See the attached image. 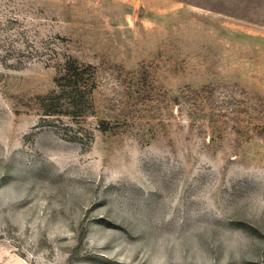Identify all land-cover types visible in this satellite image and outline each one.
I'll list each match as a JSON object with an SVG mask.
<instances>
[{
    "label": "rangeland",
    "instance_id": "1",
    "mask_svg": "<svg viewBox=\"0 0 264 264\" xmlns=\"http://www.w3.org/2000/svg\"><path fill=\"white\" fill-rule=\"evenodd\" d=\"M0 264H264V0H0Z\"/></svg>",
    "mask_w": 264,
    "mask_h": 264
},
{
    "label": "trees",
    "instance_id": "2",
    "mask_svg": "<svg viewBox=\"0 0 264 264\" xmlns=\"http://www.w3.org/2000/svg\"><path fill=\"white\" fill-rule=\"evenodd\" d=\"M71 64L72 65L69 64V68H67L66 71V76L63 78L64 85L59 86H61V92L68 93L69 102L66 105L71 110H73L74 113L72 114H74V116H80L79 114L83 112L82 110H84L85 104H91V101L89 99H85L83 96V91H85V88H87L86 90H88V93L91 94L95 86L94 83H89L91 78L85 79V76L91 77L92 72L86 73L85 71H78L73 67V63ZM89 70L90 68L88 67V71ZM58 100L61 99L58 97ZM83 101L85 102L83 103Z\"/></svg>",
    "mask_w": 264,
    "mask_h": 264
}]
</instances>
